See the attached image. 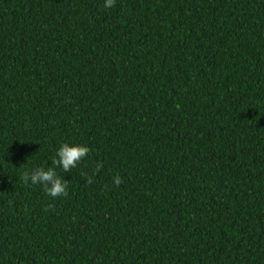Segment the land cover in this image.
I'll use <instances>...</instances> for the list:
<instances>
[{
    "label": "trees",
    "instance_id": "trees-1",
    "mask_svg": "<svg viewBox=\"0 0 264 264\" xmlns=\"http://www.w3.org/2000/svg\"><path fill=\"white\" fill-rule=\"evenodd\" d=\"M103 5L0 0V264H264V0Z\"/></svg>",
    "mask_w": 264,
    "mask_h": 264
},
{
    "label": "clouds",
    "instance_id": "clouds-1",
    "mask_svg": "<svg viewBox=\"0 0 264 264\" xmlns=\"http://www.w3.org/2000/svg\"><path fill=\"white\" fill-rule=\"evenodd\" d=\"M116 0H104V8H113ZM90 149L84 145L72 143H61L56 150L55 156L51 160V166L33 167L31 172H25L22 179L26 185L40 186L52 198H58L67 195L68 182L57 174V169L63 172H69L84 160ZM103 164H97L99 171ZM91 182V181H89ZM114 184L119 186L121 179L114 177Z\"/></svg>",
    "mask_w": 264,
    "mask_h": 264
}]
</instances>
